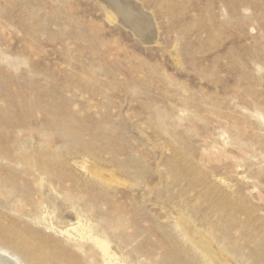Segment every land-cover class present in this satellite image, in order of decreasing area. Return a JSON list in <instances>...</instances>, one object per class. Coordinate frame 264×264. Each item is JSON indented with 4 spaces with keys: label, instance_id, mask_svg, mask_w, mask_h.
Segmentation results:
<instances>
[{
    "label": "rangeland",
    "instance_id": "rangeland-1",
    "mask_svg": "<svg viewBox=\"0 0 264 264\" xmlns=\"http://www.w3.org/2000/svg\"><path fill=\"white\" fill-rule=\"evenodd\" d=\"M133 1L143 37L105 0H0V249L209 264L188 219L264 264V0Z\"/></svg>",
    "mask_w": 264,
    "mask_h": 264
},
{
    "label": "bare ground",
    "instance_id": "bare-ground-1",
    "mask_svg": "<svg viewBox=\"0 0 264 264\" xmlns=\"http://www.w3.org/2000/svg\"><path fill=\"white\" fill-rule=\"evenodd\" d=\"M105 1L107 7L110 10H113L114 12L113 17L115 18L119 17L120 19L122 18L126 23H129L131 26H133L137 34L141 35L142 37L144 34H146L145 33L146 30H151V28L153 27V26L151 27L150 25L149 17L145 13L143 14L142 12L138 11L139 8L138 6L135 5L133 0H105ZM95 174L101 177L103 180H107V181L112 180L109 176H107L106 173L101 172V170H95ZM187 220L186 221H184V219L183 221L182 219L179 220V227L181 228L183 234L182 236L185 237L187 241L189 240L193 245L197 247L199 252L203 254V258L205 257V259L206 258L208 259L206 260V262L210 261V263H214V264H228V259H226L228 258V255L225 253V250L219 247L218 245H216L213 241L211 242L210 241L211 237L209 235H206V233H204L202 230L194 226L192 222L190 221L188 222ZM83 235H86L89 239L94 241L98 246L103 248L106 253L108 252L107 243L104 240L96 237L89 227L83 229ZM229 256L231 255L229 254ZM230 259L232 260V258ZM0 264H19V261L16 260L15 258L14 259L11 258L6 251L0 249ZM44 264H51V263L49 262L46 263L45 261Z\"/></svg>",
    "mask_w": 264,
    "mask_h": 264
}]
</instances>
